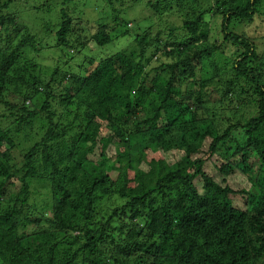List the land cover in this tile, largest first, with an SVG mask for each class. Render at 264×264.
<instances>
[{
    "label": "trees",
    "instance_id": "trees-1",
    "mask_svg": "<svg viewBox=\"0 0 264 264\" xmlns=\"http://www.w3.org/2000/svg\"><path fill=\"white\" fill-rule=\"evenodd\" d=\"M18 1L0 0V109L14 118L0 126V264H264V57L246 26L264 0H99L109 18L91 8L84 38L68 7ZM24 13L45 38L18 28ZM243 85L255 115L221 116Z\"/></svg>",
    "mask_w": 264,
    "mask_h": 264
},
{
    "label": "rangeland",
    "instance_id": "rangeland-1",
    "mask_svg": "<svg viewBox=\"0 0 264 264\" xmlns=\"http://www.w3.org/2000/svg\"><path fill=\"white\" fill-rule=\"evenodd\" d=\"M39 1L40 0H37L36 2L33 0H27V1L19 0L18 2H20L19 5H22L23 7L30 5V4H32L31 7H35L39 4ZM47 1H49V0H41V2H43V3L47 2ZM23 3L25 4V6ZM131 3H132L131 1L127 0L122 5L124 7H128L129 4H131ZM52 4L55 5L54 7H56V8L58 7L57 11H59L61 8L68 7L67 13L70 14V17L72 19V24L74 25L73 29L75 30L76 33L82 34V38H84V36H85V33L82 32L83 29L85 31L89 30L90 33L95 31V26L92 23H90V24L88 23V20H90V19H88L89 16H92V14H93V13H91V14L89 13L91 8L97 10V14H99L100 18H104V17L109 18L110 11H111L110 7H108L103 2H100L99 0H72L70 2H65L64 4H63V0H53ZM133 5L135 6V4H133ZM24 10H27V8L25 7ZM85 10L88 11L87 16L83 15V12ZM23 12H26V11H23ZM86 19H87V21H86ZM162 19L168 20V19L163 18V16H162ZM170 20L175 21L177 23L179 22L178 18L176 16L171 18ZM16 23L18 24V28H20L22 30H23V27H26V28H24V31H27L29 36L35 37L36 41H39L43 37L44 38L46 37L43 34L44 31L42 32L39 29L38 23L33 22V21H31V19L28 18V13H24L23 18L18 17L16 19ZM43 23H44V21H43ZM246 26H248L251 29L252 33L254 32L253 36L256 38L255 44L257 45L258 53L261 57H264V13L261 12V14L259 16L255 17L252 25H246ZM130 27H132V25ZM244 27H245L244 25L239 26L237 28V31L239 33H242V31L245 30ZM108 30L109 31L112 30V32H114L115 34H117L116 32L118 31L116 28L112 29V26L110 28H108ZM86 34L88 35V32ZM88 36H90V35H88ZM165 37H166V34H165ZM131 39H132L131 37L120 38V39L116 40L115 42L121 43V44L122 43L126 44ZM85 42L89 48H91V49L96 48V46H95L96 44L93 42V40H87ZM36 47H38V45ZM28 48L30 50H32L33 52H35V50L32 49L31 45H29ZM116 50H117V46H113V47H110L108 50H106L105 53L100 55V57H98L97 53H91L89 56L91 58L94 57L95 60H97L96 62H101L100 60L105 59L107 56L115 55L117 53ZM35 56L38 58V60L40 62H42L46 66L52 65L54 63V60L57 59V58L53 59L52 57L44 56V55H40V54H35ZM81 59L82 58L79 57V61ZM75 60L76 59L74 58V60L71 59L70 61H72L71 62L72 64H75ZM261 60L264 62V59H261ZM194 63H195V66L197 68V66H198L197 62H194ZM224 63H225V58H224V56H222V60L220 63V64H222V67H223ZM242 88H243V91L240 90V87L237 88L239 95L234 94L233 97H230L228 99V100H230L231 105L230 104H224V108H228L229 110L224 111L225 113L223 111H221L222 115L220 112H219V115L225 116V117L227 116V117L231 118L232 114L234 113V119L236 117V119H239L242 122L249 119L251 116L255 115V111L253 110V107L250 103L254 98L253 97L254 94L252 92L253 90L249 85L248 86L243 85ZM235 91H236V89H235ZM239 96H240V98H239ZM235 97H238L241 104H242L240 108H238L237 104L234 103V101L232 100ZM214 100L216 101L215 105H218L219 103H218L217 94H216ZM215 107H217V106H213V108H215ZM7 114H8V111L6 109H0V115L3 116L0 119V126L2 128L12 126L11 124H12L14 118L8 117ZM220 120H221V118H220ZM43 125L44 124H42L40 121H37V122L33 121L31 123H27L23 127L22 132L18 135V137L17 138L13 137V140L16 143V148L18 151L14 152V155H12V158H14V160L11 162V165H16L18 162H20V160L22 158V154L25 153V150L29 147L28 142H23L22 140H21V142H19V140L21 138H24L23 136H25V135L28 136L30 133L38 132L39 130H42L41 128ZM108 150L112 151L113 149L109 148ZM113 152H114V150H113ZM109 176L111 179H115L118 176V173L117 172H111V173H109ZM29 184H30V186H29L28 209L32 210L33 212L39 213L43 208L46 207V205L51 203L50 195L48 198H46V196L48 195L46 193L47 192L49 193V185L44 178H37V179L31 180ZM247 187H248V185H247ZM19 191H21V188L19 189ZM125 202H126V200L119 198V197H115V199H114V203L116 205H122ZM158 203L159 202H157V204ZM101 214L104 217H107L110 215V211L107 207H105V205H102ZM117 225H118V223H117ZM114 228H116V226H114ZM140 256L145 258L146 254L143 253Z\"/></svg>",
    "mask_w": 264,
    "mask_h": 264
}]
</instances>
